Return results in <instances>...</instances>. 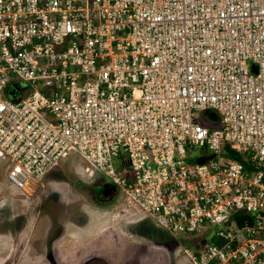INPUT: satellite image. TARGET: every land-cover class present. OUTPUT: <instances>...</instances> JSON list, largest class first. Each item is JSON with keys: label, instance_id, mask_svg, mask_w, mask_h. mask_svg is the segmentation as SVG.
<instances>
[{"label": "built area", "instance_id": "built-area-1", "mask_svg": "<svg viewBox=\"0 0 264 264\" xmlns=\"http://www.w3.org/2000/svg\"><path fill=\"white\" fill-rule=\"evenodd\" d=\"M70 153L191 264H264V0H0L4 180Z\"/></svg>", "mask_w": 264, "mask_h": 264}, {"label": "rangeland", "instance_id": "rangeland-1", "mask_svg": "<svg viewBox=\"0 0 264 264\" xmlns=\"http://www.w3.org/2000/svg\"><path fill=\"white\" fill-rule=\"evenodd\" d=\"M28 85L26 80L15 78L7 87L17 89L26 88ZM193 152L196 156L203 151L194 148ZM191 161H194V157L191 158ZM81 164H83L81 159L70 153L63 157L61 162L50 170L33 190L28 189L24 192L9 186L4 180L3 171L0 170V264H51L52 258H57L62 264L69 263L66 257L61 258L57 254L66 255V247L70 245H63L59 238L49 246L50 239H44L45 228L48 224L47 214L51 217L53 224L55 223L53 218L56 217V223L63 227L64 232L75 233L69 228L85 221L94 226V231L100 232L99 228L106 227V231L113 234L112 239L118 238L122 243L126 242L125 246L127 247L130 243L128 241L136 243L147 242L148 239L156 241V234L153 230L159 229L162 232V241L168 248L169 264H191L188 258L177 250L175 240L151 220H137L131 216L112 214L111 212L115 210L114 202L97 199V192L101 189L102 183L109 182V177L100 171L97 174L100 177L99 181L93 182V178L85 176ZM118 166H123V164L114 166L117 175L125 174L128 169L127 165L122 169H119ZM97 217H103V220L98 219L99 224L96 222ZM146 223L151 229L149 232L143 230V225ZM100 224H104V226ZM98 225L100 226L98 227ZM118 227H121L122 230H130L133 235L129 236L127 230H123L125 234L119 233ZM141 229L146 233L142 238L138 234ZM116 232L121 235H117ZM74 237L81 236L74 235ZM72 243L76 244L75 241ZM182 243L190 245L187 241ZM30 245H32V250H29ZM106 248L108 249L107 245ZM142 249L147 253V264L163 262L164 256L162 261L160 258L163 251L157 246L147 243ZM129 250L127 252L130 253L133 249ZM82 254H85V251ZM80 256V254L76 255L75 252H72L73 259ZM78 260L76 264H79Z\"/></svg>", "mask_w": 264, "mask_h": 264}, {"label": "flooded vegetation", "instance_id": "flooded-vegetation-1", "mask_svg": "<svg viewBox=\"0 0 264 264\" xmlns=\"http://www.w3.org/2000/svg\"><path fill=\"white\" fill-rule=\"evenodd\" d=\"M110 197V196H109ZM108 197V198H109ZM108 198H105L103 200H100V201H104V200H108ZM98 199V198H97ZM99 200V199H98ZM100 214V213H99ZM48 216V224L45 228V237L44 239L45 240H48L50 239V243H49V246L53 245V242L56 241L57 239H59V236L60 234L62 233L63 231V227H60L58 226V223L57 222V219L56 217L53 218L55 220V223L53 224L52 222V219L51 217L47 214ZM99 220H103V217H97V220L96 222L99 224L100 221ZM88 221H85L84 223H80V224H76V225H89ZM108 224V223H107ZM102 226H104V224H100ZM98 225V227L100 226ZM111 225V223H110ZM119 233H122V234H125V232L123 230H127V229H123L121 227H118L117 228ZM94 227L92 229V234H94ZM99 231H103V230H106V227L104 228H99L98 229ZM109 230H112L109 228ZM143 230L146 231V232H149L151 231L150 227H149V224L146 223L143 225ZM136 231V230H135ZM139 230V236L142 238L143 236H145V232ZM50 232L51 233V236H50ZM96 232H98L96 230ZM153 232L156 234V238L157 240L156 241H151L150 239H148L147 242H139V243H136L135 241H128L130 242L129 243V246H125L126 245V242L124 243V246L127 248L125 249L126 251H122V250H119L117 247L119 245H113V249L110 250L111 252H109V256H107L106 254H103L100 250H86L85 251V254H80L81 256L77 259H79V264H108V263H111V264H147V253L146 251H144L142 249V247H145V245L147 243L153 245V246H157L162 252L161 254V261H162V257L164 256L163 258V262H161V264H169V258H168V248L166 246L165 243H163L162 241V232L158 229V230H153ZM127 233L129 234V236L133 235V233H131L130 230H127ZM117 235H121V234H118V232H116ZM135 234V233H134ZM150 235V234H149ZM135 236V235H134ZM155 236V235H154ZM136 237V236H135ZM113 238V237H112ZM124 238V237H123ZM125 239V238H124ZM117 248V250H116ZM133 249L130 253L127 252V251H130L129 249ZM60 250H63L62 248H59ZM139 252V253H138ZM115 255L117 257V261H112V258L110 257V254ZM58 257H61V258H64L66 257L67 261L69 262L68 264H76L77 263V259H73L72 257V252L69 248H67V254H63V253H58L57 254ZM51 264H62L61 261L59 262L57 260V258H52L51 260ZM65 264V263H64Z\"/></svg>", "mask_w": 264, "mask_h": 264}, {"label": "crops", "instance_id": "crops-1", "mask_svg": "<svg viewBox=\"0 0 264 264\" xmlns=\"http://www.w3.org/2000/svg\"><path fill=\"white\" fill-rule=\"evenodd\" d=\"M93 227V225H76L72 228L70 227L69 230L75 233L62 231L59 236V238H61L60 242L65 246L70 245L66 248H69L71 252H75L76 255L82 254V252L86 250L97 249L100 250L103 254L109 256V252H111L110 250H112L114 247L113 245H119L117 247L119 250L126 249V247L124 246L125 242L122 243L118 238H116L118 240L112 239L113 234L111 235V233L107 232L106 230L100 232L95 231V233L92 234ZM74 235H79L81 237H74ZM73 241H75L76 244L72 243ZM74 244L75 246H73ZM106 245L108 246V249L106 248ZM29 247V250H32V245H30ZM110 257L112 258V261H117V257L115 255L110 254Z\"/></svg>", "mask_w": 264, "mask_h": 264}, {"label": "water", "instance_id": "water-1", "mask_svg": "<svg viewBox=\"0 0 264 264\" xmlns=\"http://www.w3.org/2000/svg\"><path fill=\"white\" fill-rule=\"evenodd\" d=\"M204 114L213 118L215 122L218 120L217 114L214 113L213 111L205 110ZM111 193H112L111 185L106 182L102 183L101 189L97 192V198L99 200H103L105 198H108L111 195Z\"/></svg>", "mask_w": 264, "mask_h": 264}, {"label": "trees", "instance_id": "trees-1", "mask_svg": "<svg viewBox=\"0 0 264 264\" xmlns=\"http://www.w3.org/2000/svg\"><path fill=\"white\" fill-rule=\"evenodd\" d=\"M234 157H236L238 160H240V161H243V160H241V158L239 157V155L236 153H234Z\"/></svg>", "mask_w": 264, "mask_h": 264}]
</instances>
